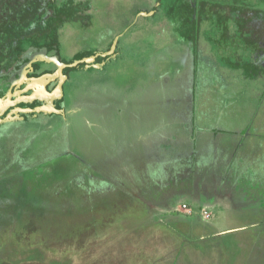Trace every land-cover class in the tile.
<instances>
[{
    "label": "rangeland",
    "instance_id": "374dc122",
    "mask_svg": "<svg viewBox=\"0 0 264 264\" xmlns=\"http://www.w3.org/2000/svg\"><path fill=\"white\" fill-rule=\"evenodd\" d=\"M85 2L95 19L67 23V55L103 48L108 25H132L128 44L105 79L92 65L63 89L55 66L33 69L0 97V126L32 118L19 136L34 142L0 137V264H264L263 91L211 46L192 63L163 13L135 17L152 0ZM41 93L68 110L4 107Z\"/></svg>",
    "mask_w": 264,
    "mask_h": 264
},
{
    "label": "flooded vegetation",
    "instance_id": "af4514ba",
    "mask_svg": "<svg viewBox=\"0 0 264 264\" xmlns=\"http://www.w3.org/2000/svg\"><path fill=\"white\" fill-rule=\"evenodd\" d=\"M152 1L149 9L140 6L135 8V17L153 16L154 9L156 15L163 13L167 19L163 25L165 23V26H170V23H173L174 29L177 28L182 35L180 44L188 50L186 57L191 55L192 43L196 52V55H191L192 63L197 62L198 48L211 46L210 51L211 48L216 49L211 53L216 57H211L213 60L218 58L219 61H225L226 65L222 68L226 73L242 74L241 81L252 83L251 92L263 91L264 94V0H167L169 4L167 3L166 7L165 0ZM90 11L93 12L85 0H0V80L7 83V86L0 87V97L5 99L8 94H12L11 100H15L13 94L21 86L15 83L16 79L33 69H38L39 71L33 72L42 75L53 72L47 70L55 66L59 77L52 80V83L55 86L61 84L63 89L69 82H74L78 73H85L92 65L95 69L98 67L95 79H105L108 63L119 58V52L123 49L125 41L127 42L124 32L132 25L128 23L115 35L114 27L112 30L109 25L103 28L102 32L105 33L101 35L100 32L96 39L104 40L105 49L93 47L76 50L72 55H67L62 43L67 23L77 24L79 29L89 28L95 19L94 13ZM166 11L174 12L172 14L175 17ZM49 57H55L56 61L50 62ZM100 71L101 78H98ZM65 96H51L46 93L45 96L31 98L25 102L19 100L16 101L18 103H7L4 107L11 110L23 107L30 111L39 104L46 107L51 103V110L65 107V111L68 110ZM31 119L26 123L15 120L14 125L17 126L12 132H7L0 126V137L4 139L13 135V142L34 143L30 135L25 138L19 136L21 124L26 127Z\"/></svg>",
    "mask_w": 264,
    "mask_h": 264
},
{
    "label": "crops",
    "instance_id": "0c3cea01",
    "mask_svg": "<svg viewBox=\"0 0 264 264\" xmlns=\"http://www.w3.org/2000/svg\"><path fill=\"white\" fill-rule=\"evenodd\" d=\"M226 155H229V154H226ZM226 155H224V156H226ZM223 161L224 162H226V165L228 166V165H232V161H231V159H228L227 157H223Z\"/></svg>",
    "mask_w": 264,
    "mask_h": 264
}]
</instances>
